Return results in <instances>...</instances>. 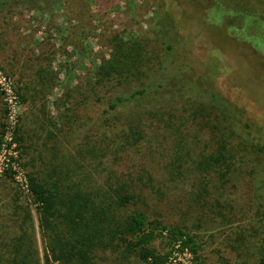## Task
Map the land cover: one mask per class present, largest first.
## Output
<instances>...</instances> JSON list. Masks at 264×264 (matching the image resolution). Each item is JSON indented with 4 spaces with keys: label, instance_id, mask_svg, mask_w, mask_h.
I'll return each mask as SVG.
<instances>
[{
    "label": "rangeland",
    "instance_id": "374dc122",
    "mask_svg": "<svg viewBox=\"0 0 264 264\" xmlns=\"http://www.w3.org/2000/svg\"><path fill=\"white\" fill-rule=\"evenodd\" d=\"M165 26L172 28L171 37L163 36ZM0 32L4 33L0 36L4 90L0 92V122L5 117L7 125L5 132L0 130V253L2 244L7 243L6 233L17 230L15 220L20 223L26 218L27 207L43 264L44 245L35 207L24 191L21 201L12 200L18 192L16 184L39 170L42 144L49 142L52 147L53 139H48L38 124L26 125L22 127L24 149L9 137L12 124L22 125L23 120L29 124L35 113L49 112L58 128L63 129V120L72 122L73 132L63 129V134L70 135L74 144L81 137L80 144L89 141L84 137H89L92 126L96 128L95 111L102 108L92 103L97 66L112 56L114 61L118 40L125 47L141 46L137 62L140 75L128 78L132 83L127 87L142 88L156 72L157 62L162 61L164 43L172 38L187 57H179L180 67L200 72L206 69L208 58V66L215 70L216 91L237 110L235 117L241 115L243 123L252 121L260 133L238 136L230 119L221 114L224 101L219 102V109L206 105L195 108L194 101L185 114L192 127L178 126L175 120L174 129L157 137V146L151 148L153 161L168 150L188 153L181 161L186 177H177L173 183L185 201L172 220L198 244L197 257L173 245L165 264H256L264 257V0H38L34 4L12 0L9 5L0 0ZM190 56L197 60L196 67ZM40 68L46 70V78L51 77L49 91L38 97L31 86L23 103L16 97V86L36 82ZM182 108L179 101L172 108L164 105L161 113L175 109L173 114L180 117ZM212 115L225 119L222 128L233 154L224 178L220 172L197 167L198 161L213 152L214 135L219 137L208 120ZM106 134L109 145L114 137L111 130ZM110 147L114 151V146ZM9 162L14 170L12 179L2 171ZM12 207L15 224L7 225L2 216L10 214ZM154 247L162 253L169 251L163 239L156 240ZM120 256L114 258L121 260ZM129 264L141 263L131 260Z\"/></svg>",
    "mask_w": 264,
    "mask_h": 264
},
{
    "label": "trees",
    "instance_id": "16d2710c",
    "mask_svg": "<svg viewBox=\"0 0 264 264\" xmlns=\"http://www.w3.org/2000/svg\"><path fill=\"white\" fill-rule=\"evenodd\" d=\"M1 1L9 5L12 0ZM22 1L34 4L38 0ZM172 31L170 26H165L163 36L171 37ZM3 34L0 32V36ZM171 39L164 43L162 61L157 62L156 72L142 88L127 87L132 83L128 78L140 75L137 62L141 60V46L125 47L124 42L118 40L114 61L112 56L97 66V81L91 88L95 98L92 103L102 105V108L95 111L96 128L92 126L89 137H84L89 141L80 144L81 137L74 144L70 135L63 134V129L73 132L72 122L63 120V129L58 128L49 112H37L29 124L23 120L22 125L13 127L11 141L24 149L22 127L26 125L38 124L46 131L48 139H53L52 147L48 146L49 142L42 144L44 150L39 155V170L27 174L24 186L16 184L18 192L12 200L21 201L24 198L21 191L25 190L35 207L44 245L43 264H54L51 261L56 264H129L131 260L141 264H165L173 245L197 257L198 244L194 238L172 220L185 201L173 183L177 177H186L181 161L188 153L181 155L178 151L168 150L159 155V160L153 161L151 148L157 146V137L161 133L174 129L175 120H178V126L192 127V120L188 122L185 114H189L194 101L197 102L195 108L206 105L219 109L220 101L227 103H221L223 112H220L230 119L238 136L254 137L260 132L257 133L259 129H255L252 121L243 123L241 115L235 117L237 110L216 91L213 86L215 70L208 66L209 59L205 56L206 69L200 72L189 71L187 66L180 67L179 57H186V54ZM190 51L193 55L195 50ZM210 60L216 62L214 58ZM190 61L196 67L197 60L191 58ZM149 70L145 71L146 77ZM46 73L40 68L36 82L16 86V97L26 103L31 86L36 88L38 97H44L51 78H46ZM107 95V100L103 101ZM179 101L183 106L182 116L174 115L175 109H170L166 115L161 113L164 105L172 108ZM208 120L219 137L214 135L213 152L198 161L197 167L213 170L215 174L220 172L224 178L233 158L225 128H222L225 119L212 115ZM6 128L4 117L0 130L5 132ZM110 130L114 140L108 145L106 133ZM110 146H114V151ZM176 155L181 156L175 158ZM11 169L9 162L3 174L12 179L14 170ZM18 207L23 211L21 206ZM12 211L13 207L10 214L2 216L6 217L7 225L14 223ZM24 211L26 218L20 223L15 220L17 230H11L4 237L7 243L2 244L0 264H40L33 220L27 207ZM158 239L166 241L169 251L162 253L154 247ZM117 256L122 259L114 258ZM256 264H264V257Z\"/></svg>",
    "mask_w": 264,
    "mask_h": 264
},
{
    "label": "built area",
    "instance_id": "2783aa9c",
    "mask_svg": "<svg viewBox=\"0 0 264 264\" xmlns=\"http://www.w3.org/2000/svg\"><path fill=\"white\" fill-rule=\"evenodd\" d=\"M0 91H1L2 93H4V90H3V88H2V84H1V82H0ZM14 124H15V123H13L12 126L10 127V130H8V133H9V137H10V139H12L11 134H12V130H13ZM10 165H12V164L10 163ZM2 171H3V170H2ZM14 178H15V177H14ZM18 184L24 186V179L21 180L20 182H18ZM24 191H25V190H24ZM25 192H26V191H25Z\"/></svg>",
    "mask_w": 264,
    "mask_h": 264
}]
</instances>
